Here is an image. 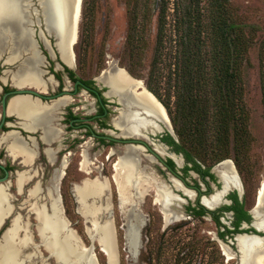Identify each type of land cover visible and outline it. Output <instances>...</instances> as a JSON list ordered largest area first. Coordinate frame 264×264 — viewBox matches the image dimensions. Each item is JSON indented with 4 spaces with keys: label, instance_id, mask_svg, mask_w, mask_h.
<instances>
[{
    "label": "rangeland",
    "instance_id": "374dc122",
    "mask_svg": "<svg viewBox=\"0 0 264 264\" xmlns=\"http://www.w3.org/2000/svg\"><path fill=\"white\" fill-rule=\"evenodd\" d=\"M40 1L41 3L39 4L45 9V12L42 14L47 15V18L42 15L46 27L45 31L49 33L51 28L45 20H53V9L50 6L53 0ZM221 1L223 4L221 5V11L224 12V17H221L220 20H226L228 23L235 25V27L241 28L236 33V35L241 37V55L238 63V80L235 84L237 94L235 97L237 96L238 99L236 104L242 110L239 115L240 118L237 119L238 125L232 123L229 128L225 146L228 152L225 160L232 161L234 168L238 171L244 185L245 206L250 210L255 205L257 191L264 180V0ZM213 2L215 0H198V9L201 14L198 20L202 26H205L209 21L208 15H212L213 17L217 15L215 7L211 6ZM180 6L185 10V16L193 27L191 30H197V0H180ZM163 8L167 9L165 32L168 36H175L173 31L175 24V0H168L166 2L164 0H83L79 37L77 44L74 46L76 54L80 57L81 72L88 77L100 78L102 73L109 69V62H113V66L116 64L118 68L126 70L135 79L143 81L148 89L147 85L155 54L158 21ZM18 23L25 25L24 29L26 33L24 37L27 40L30 39L31 21L26 16V18L18 21ZM13 24L14 22H12L10 30L11 35L18 38L21 33ZM139 30L141 39L137 41L136 33ZM5 40L6 38L0 36V53L4 51L8 52V44H6ZM27 40L25 39V41ZM249 43L250 45H248ZM208 50L209 46H206L205 51ZM20 58L21 55L19 53V57L14 62V65L19 62ZM39 59L35 61V64L31 65L30 61L28 64L26 63L27 65L24 64V69L38 75L40 73L38 66ZM167 59H169L167 62H172L170 58L167 57ZM167 62H163L165 66L163 71L164 77L161 83L163 94H166L164 88L168 86L169 75L175 67ZM23 71L22 68V70L13 74V76L20 75ZM99 84L105 85L101 80ZM104 88L105 90H109L106 86ZM115 93L117 92L115 91ZM113 94L110 93L109 98H116L118 100V97H114ZM173 102L174 98H172ZM118 106L120 109L115 113L116 118L119 116L120 111H122V106ZM167 113L171 120L168 110ZM240 123L242 124L239 125ZM109 128L118 134L125 135L115 127L111 126ZM165 132L168 131L165 130ZM176 138L175 140L179 141L177 134ZM184 146L197 157L204 168H212L222 162L212 160L208 154L204 156L199 155L200 153L197 151L198 147L194 140L185 143ZM157 147L163 152L161 156L165 160L170 159L169 155L171 153L168 150L159 145ZM126 148L128 147L115 144L112 147H106L105 151L91 152L90 167L88 168L90 174L86 175L87 178L102 177L107 178L109 181L110 189L108 196L111 205L110 212H112L115 226L119 263L238 264V252L235 250L236 245H232L231 243L232 241L235 243L234 240H231L233 237L229 236L224 240L218 238V233L223 230L225 225L230 224V219L221 217L219 219L221 225H217L208 214L202 217L188 214L187 207L189 205L197 206V196L192 199L183 190L178 189L173 181L177 178L166 169H163V165L157 159L152 158V156L144 157L141 154V152H144V149L141 147H129L130 150L136 152V155L142 159V167L144 169L142 170L140 167L141 171L150 173L154 177L156 176L155 178L163 181L170 187L172 193H175L184 200V203H181L180 207H175L177 206L175 205L169 208L170 212L177 217L176 220L178 222L175 220V222L166 225L164 215L160 207L155 203L156 190L154 186V190L152 189L140 200L137 206L136 212L145 222L143 227L140 226L137 229V233L141 229L137 242L139 254H137L138 252L136 254L131 253L130 249L128 252L126 248V235L128 239V232L133 230L132 228H128V226L132 222L134 211H131L130 206L125 209L122 208L118 190L113 181L114 165L118 158L124 156ZM209 150L211 151V149H208V153ZM103 152L104 154L102 155ZM114 152H116L115 155H113ZM174 160L177 162L176 157H174ZM176 169L187 178V183L190 185L189 187L186 186L188 192H192L193 188L191 186L203 183L196 172L190 171L185 176L182 172L183 167L176 165ZM214 174L219 180L217 173ZM84 177L82 176L81 179ZM73 183L79 185L81 181L74 179ZM201 188L204 192L208 191L206 185H201ZM210 188L211 190L205 196L206 198L214 195L217 189H221L218 186V182L211 183ZM232 190L234 191V188ZM73 194L67 193L66 197L62 198L64 208L71 218L73 229L80 236L85 246L89 247L91 244V239L87 233V226L89 224L86 223L84 216L79 213V206ZM54 198L59 202L57 196ZM38 200L40 201V199ZM31 202L32 200H29V203ZM48 202L50 203L49 199ZM222 206L224 204L215 209H219ZM34 222H36V219ZM33 230L35 241L39 243L40 238L36 225ZM220 241L228 245L231 253L235 255L232 260L229 261L223 254ZM40 249L43 250L45 255L49 256L44 248ZM94 252L99 264H107V257L97 242H95ZM46 261V264L56 263L54 258ZM38 264L40 263L38 262Z\"/></svg>",
    "mask_w": 264,
    "mask_h": 264
},
{
    "label": "bare ground",
    "instance_id": "6f19581e",
    "mask_svg": "<svg viewBox=\"0 0 264 264\" xmlns=\"http://www.w3.org/2000/svg\"><path fill=\"white\" fill-rule=\"evenodd\" d=\"M24 1L0 0V36L6 38L9 54L7 62L10 64H14L19 57L20 49L26 48L30 41V39H26L28 42L26 41V44L22 45L25 40L24 34L26 30L24 29L25 25L18 23V21L26 18L25 7L22 3ZM82 3L83 0H53L50 5L53 9V20H47V23L54 24L56 27L57 48L66 63H70L72 60L70 46L74 47L78 42ZM12 22H14L13 25L21 33L18 38L11 35ZM38 78L36 73L27 70L20 75L12 77L13 81L18 83V86L29 83L34 86H40ZM99 80L109 88L107 96L110 93H114L113 96L118 97L122 111L114 120L113 125L125 135L137 136L146 129L161 132L162 128L157 122L168 124V119L170 118L163 104L159 102L154 94L146 90L142 81L133 80L124 69L118 68L116 64L113 66V62H109V69L102 73ZM47 110L46 107L40 106L27 98H15L10 105V111L20 114L28 126H33L35 120L39 116L43 117ZM158 150L163 155L160 148ZM10 152L15 155L22 153L25 163H29L32 160V152L17 143L10 147ZM178 163L181 165V161H178ZM83 167H88L86 162H84ZM114 171L113 181L118 190L120 204L123 209L130 206L131 211H134L132 222L128 226V228L133 230L128 232L127 242L130 252L136 254L139 250L137 229L144 222L136 212L138 202L155 186V203L160 207L167 225L177 219L169 208L175 205H177L175 207H180L184 200L173 194L170 187L166 186L160 179L155 178L156 176L154 177L150 173L141 171L139 157L129 147L125 149L124 156L118 158L114 165ZM215 172L226 184V187L241 190L232 161H223L215 169ZM26 176V173L18 176L20 188L24 182H27ZM175 184L178 189L183 190L190 198H195L193 192H188L178 182H175ZM109 189L110 184L107 178L95 177L94 179L87 178L81 184L75 185L73 192L79 206V213L84 218L92 219L94 225L92 233L96 234L98 244H100L102 252L107 257L108 264H120L113 227L106 218H104L105 220L102 219L111 209L108 198ZM38 193V185L29 191V199L32 202L28 205V208L35 216L36 230L40 242L37 244L34 241L29 221H25L18 214L13 218L11 226L0 238V264H38V262L46 264L47 259L43 258L40 248H44L48 255L55 259V264H96L94 257L90 261L85 259L86 248L73 231L67 230V223L62 216L59 202L53 196H50V210H48L46 205L38 200ZM106 197L108 198L106 202H95L96 199L101 198L104 200ZM11 199L12 197L8 194L6 187L1 186L0 225L3 224V219H6L12 213ZM223 202L220 200L219 193L205 199V204L210 208H217ZM254 214L256 216L255 226L262 228L264 226V180L263 188L260 190L259 204L255 207ZM237 242L242 254L243 264H264V241L239 236ZM223 251L229 261L233 259L225 247H223Z\"/></svg>",
    "mask_w": 264,
    "mask_h": 264
},
{
    "label": "flooded vegetation",
    "instance_id": "af4514ba",
    "mask_svg": "<svg viewBox=\"0 0 264 264\" xmlns=\"http://www.w3.org/2000/svg\"><path fill=\"white\" fill-rule=\"evenodd\" d=\"M22 3L25 7L24 12L31 21L30 41L26 48L20 49L21 58L15 65L6 62L7 51L0 53V61H2L0 62V187H6L8 194L12 197L11 203L13 206L12 213L6 219H3V227L9 228L13 218L19 214L25 221H29L35 241L33 230L36 225V222H34L35 217L27 206L30 204L29 191L38 185L40 202L46 204L47 209L50 210V203L48 202L50 196L58 197L60 195L64 199L67 193L73 194L74 179L81 182L87 179L86 175L90 174L88 168L91 152L105 151L106 147H112L115 144L125 146V143L114 140L123 137L109 128L114 127L115 113L120 109L118 100L109 98V95H104L107 90L104 88L105 85L99 84V77H88L81 72L80 57H78L75 50L74 61L73 57L70 63H66L62 59L57 48L56 27L45 20L51 28L49 33L45 31L46 27L42 15L45 18H47V15L42 14L45 9L39 4L40 0H25ZM22 43V45H25L26 41L24 40ZM38 58H40L38 64L40 69L38 82L40 86H34L30 83L18 86V83H15L12 79L13 74L19 72L22 68L25 71L24 64H28L29 61L31 65L35 64ZM20 87L28 90V92L18 96L16 91ZM15 98H27L34 101L40 106L46 107L48 109L47 113L43 117L39 116L33 126H28L20 114L10 111L11 102ZM110 132H113L114 135ZM167 133L161 131L157 132L156 135L142 134V140L145 142L144 146L148 149H144L141 154L144 157H151L152 150L154 151L157 145H164L170 153H174L178 157L182 156L183 162H181V165L178 163L179 158L176 159L177 162L171 157L167 160L164 159L170 167L164 166V169L171 174H173L171 169L174 170L187 183V178L177 171L176 165L183 167L182 172L185 176L187 175L185 173L186 166L192 167L193 165L188 164L184 155L177 153L174 146L169 145L164 140ZM15 143L32 152L31 162L25 163L22 153L15 155L10 152V147ZM115 154L116 152L113 155ZM139 160L142 167V159L139 158ZM169 160H172L176 165L172 166ZM84 162H86L87 168L83 167ZM222 162L211 168L212 174L216 173L214 169ZM184 165L186 166L184 167ZM190 171H188V174ZM22 173H26L27 182H24L20 188L18 176ZM173 175L175 176V174ZM82 176L85 177L81 179ZM175 177L177 178V176ZM215 177L216 181H212L209 177L205 181L200 176L203 182L201 185L207 186L208 191L206 192L203 191L201 185L191 186L193 189H197V205L208 210L209 212L206 215H210L215 223V218L220 215V218L230 219V224L226 226L231 232L226 235L225 239L232 236L233 239L231 240H234L238 234H249L259 235L262 237L261 241H264V226L262 228L255 226V205L250 210L245 206V191L240 176L239 183L242 191L238 188H234L233 191L230 188L222 199L224 202L221 205L224 204V206L209 210L201 204L202 197L206 196L211 190V183L218 182L221 189H217L216 193L223 190L224 182L219 175V180L216 175ZM175 182L178 181L174 180V185H176ZM187 186L190 185L187 183ZM235 195L238 197L239 203L234 201ZM207 198H204V203ZM245 212L250 216L249 221L244 218L243 213ZM65 216L72 226L67 211H65ZM239 218L242 219L239 220ZM227 229L223 228L222 231H227ZM236 230H239V233ZM220 240L222 239L220 238ZM236 242H232V245H236ZM235 250L238 252L239 264V246L236 245ZM41 253L45 260L51 258L45 255L43 250H41Z\"/></svg>",
    "mask_w": 264,
    "mask_h": 264
},
{
    "label": "trees",
    "instance_id": "16d2710c",
    "mask_svg": "<svg viewBox=\"0 0 264 264\" xmlns=\"http://www.w3.org/2000/svg\"><path fill=\"white\" fill-rule=\"evenodd\" d=\"M221 5H223L221 0H215L211 4L215 7L217 15L214 17L208 15L209 21L202 26L198 20L201 14L197 0V30L193 31L185 16V10L180 6V0H175L173 30L175 36H168L165 32L167 9L163 8L158 21L155 54L147 85L168 110L179 138V141H176L167 133L164 140L174 146L177 153H182L188 164L193 165L192 167L187 165L185 173L193 170L203 180L209 177L212 181H216V177L211 173V167L204 168L184 144L194 140L200 148H197L199 155L208 154L214 161H224L228 152L225 146L229 128L232 123L238 125L237 119L240 118L242 109L236 104L238 99L235 97L237 94L235 84L238 80V63L241 55V37L236 33L241 28L226 20H220L224 17ZM136 36L137 41H140V30ZM206 46H209L208 51H205ZM167 57L172 62H167L169 60ZM164 61L175 66L169 75L168 86L164 88L166 94H163L161 86ZM208 149H211L209 153ZM169 162L175 166L172 160ZM234 201L239 203L236 195ZM208 212L200 205L187 207V213L195 217H202ZM243 215L246 220H250L246 212ZM219 219L220 216L215 218L217 225H221ZM223 228L227 229V226ZM230 232L227 229L218 233V236L224 240ZM236 232L239 233V230Z\"/></svg>",
    "mask_w": 264,
    "mask_h": 264
},
{
    "label": "water",
    "instance_id": "95a60500",
    "mask_svg": "<svg viewBox=\"0 0 264 264\" xmlns=\"http://www.w3.org/2000/svg\"><path fill=\"white\" fill-rule=\"evenodd\" d=\"M38 1V0H37ZM82 15V12L80 13V16ZM30 29H31V31H32V27H30ZM70 52H71V56L73 57V61H74V58H75V53H74V47L71 45L70 46ZM126 71V70H125ZM126 73L133 79V80H136V81H141V80H138V79H135L134 77H132L127 71H126ZM143 82V81H142ZM143 85H145L144 84V82H143ZM105 87V86H104ZM145 88H146V86H145ZM146 90L147 91H149L147 88H146ZM28 92V90H26V89H23L22 87H20V89H18L17 91H16V93H17V95L18 96H22L23 94H25V93H27ZM109 92V90L107 89V91L104 93V95L105 96H107V93ZM150 92V91H149ZM153 94V93H152ZM155 96V95H154ZM160 102V101H159ZM161 103V102H160ZM162 104V103H161ZM157 124L162 128V132L163 131H165V130H167L168 131V133L171 135V136H173L174 137V139H177L176 138V134H175V131H174V128H173V126H172V123H171V120L170 119H168V124H165V123H161V122H157ZM148 133H150V134H152V135H156V133L157 132H155V131H151V130H144L141 134H139V135H137V136H134V135H123V134H121V133H119L118 135L119 136H121V137H123L122 139H114V140H116V141H121V142H123V143H125V147H141V148H143V149H148V147H145L144 146V141L142 140V134H148ZM110 134H112V135H114V133L113 132H110ZM161 147L162 148H164L165 150H167L168 148L166 147V146H164V145H161ZM162 154L159 152V150H158V148H155L154 149V151L152 150V154H151V156H152V158H155V159H157L159 162H160V164L161 165H163V169H164V166L165 167H167V168H170L167 164H166V162H165V160H164V158L161 156ZM172 159H174L173 158V156H175L177 159L179 158V160L181 161V162H183V157L182 156H177L176 154H174V153H171V155H169ZM175 161V160H174ZM141 167V166H140ZM141 169L143 170L144 168L143 167H141ZM216 169V168H215ZM214 169V170H215ZM171 171H172V173L173 174H175V176H177V179H175V180H177L181 185H182V187L184 188V189H186V186H187V183H186V181L180 176V175H178L177 173H175V171L174 170H172L171 169ZM235 171H236V175H237V179H238V181H239V175H238V173H237V170L235 169ZM85 180V179H84ZM83 180V181H84ZM82 181V182H83ZM188 187V186H187ZM263 188V182L261 183V186H260V188H259V190L257 191V196H256V204H255V207H257V205L259 204V197H260V190ZM197 189H192V192H194V195L195 196H197V191H196ZM230 190V187L228 188V187H226V184L224 183V188H223V190L222 191H220V192H217V193H219L220 194V200L222 201V199H223V197H224V195H226L227 194V192ZM74 195V194H73ZM58 200H59V206H60V208H61V213H62V216H63V218L65 219V221H66V223H67V230L68 231H73L74 233H75V235L78 237V239H79V241L81 242V244L86 248V252H85V255H84V257H85V259H87V261H90L93 257L95 258V260H96V264H99V262H98V259H97V257H96V255H95V252H94V249H95V242H97V243H99L98 242V239H97V236H96V234H94V233H92V230L94 229V225H93V222H92V219L91 218H85V220H86V223L87 224H89L88 226H87V233H88V235H89V237H90V239H91V244L89 245V247H86L85 246V244H84V242L82 241V239L80 238V236L77 234V232L73 229V227L71 226V222L66 218V216H65V210H64V206H63V201H62V198H61V196L60 195H58ZM109 198V197H108ZM107 197H106V199H101V198H99V199H96L95 200V202H97V203H103L104 201L106 202L107 201V199H108ZM204 198H206L205 196L204 197H202V200H201V204L203 205V206H205L207 209H209V210H214L215 208H210L208 205H206L205 203H204ZM76 200V199H75ZM46 205V204H45ZM46 208H47V205H46ZM104 218H106V220L107 221H109V222H111V226L113 227V231H114V234H115V226H114V221H113V215H112V212H110V213H108V214H105L104 215V217L102 218V219H104ZM105 220V219H104ZM145 225V222H143L140 226L141 227H143ZM8 230V228H4L3 227V224L2 225H0V233H1V235H0V238L5 234V232ZM259 230V229H258ZM89 231H90V233H89ZM140 231H141V229H139V231H138V233H139V236H140ZM260 231V230H259ZM239 236H246L247 238H251V239H259V240H262V237H260L259 235H249V234H238V235H236L235 236V238H234V241L236 242V240L238 239V237ZM115 238V241H116V236L114 237ZM233 242V241H232ZM231 242V243H232ZM220 243H221V247H222V250H223V247H225L226 249H227V252L229 253V254H231V257L232 258H234L235 257V255H233L232 253H231V251H230V249H229V247H228V245H226L225 243H223L222 241H220ZM100 245V244H99ZM116 245H117V242H116ZM236 245L238 246V242H236ZM126 248H127V250H128V252H129V248H128V242H127V235H126ZM117 250H118V246H117ZM239 252H240V255H239V264H243V262H242V254H241V251H240V249H239ZM131 254V253H130ZM137 254H139V250H138V253ZM223 254H224V251H223ZM107 264H108V260H107Z\"/></svg>",
    "mask_w": 264,
    "mask_h": 264
}]
</instances>
